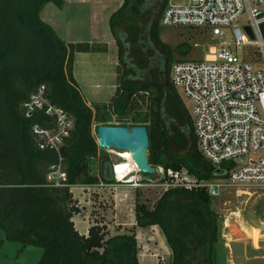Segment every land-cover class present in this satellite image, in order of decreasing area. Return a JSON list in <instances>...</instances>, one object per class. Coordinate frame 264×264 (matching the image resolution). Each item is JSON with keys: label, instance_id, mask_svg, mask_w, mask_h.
Masks as SVG:
<instances>
[{"label": "trees", "instance_id": "16d2710c", "mask_svg": "<svg viewBox=\"0 0 264 264\" xmlns=\"http://www.w3.org/2000/svg\"><path fill=\"white\" fill-rule=\"evenodd\" d=\"M49 3L63 8L64 2L0 0V229L23 247L40 248L38 264H140L134 228L109 236L98 223L88 235L80 234L73 216L81 209L71 188L52 186L47 175L62 158L67 185L115 184L108 157L99 163L97 174L91 164L104 152L95 131L101 125L115 126L117 115L122 122L131 121L121 126L147 127L151 165L187 168L204 179L224 176L199 153L188 110L169 81L172 52L159 35L169 0H123L109 22L118 49L117 89L109 101L90 105L74 78V60L76 53L98 52L97 45L67 44L42 20ZM185 47L179 53L187 55ZM41 86L49 102L73 123L61 155L41 150L43 140L33 131L35 125L56 128L55 118L45 111L28 118L23 109ZM146 94L149 107L144 112L140 102ZM5 119L14 125V136ZM212 199L205 190H171L153 210L137 201V226L161 228L172 264H218V216Z\"/></svg>", "mask_w": 264, "mask_h": 264}, {"label": "built area", "instance_id": "2783aa9c", "mask_svg": "<svg viewBox=\"0 0 264 264\" xmlns=\"http://www.w3.org/2000/svg\"><path fill=\"white\" fill-rule=\"evenodd\" d=\"M160 25L187 28L201 39L192 44L193 48H201L200 56L174 62L169 81L191 103L188 113L199 153L224 176L204 179L187 168L154 166L157 172L153 176L137 170L134 177L126 178L127 174H122L115 163V184L100 182L86 185L87 188L156 187L163 194L171 190H205L212 198L227 190L242 195L250 194L252 187L264 188V0H187L180 5L169 2ZM187 47L190 54L192 48ZM145 98V102H140L144 112L149 107V95ZM23 109L28 118L38 111L55 118L56 128L35 125L33 131L43 140L39 144L41 150H55L61 155L63 140L69 136L73 123L64 110L49 102L46 87L32 93ZM113 119L117 121L115 126L131 124L130 119L122 122L117 115ZM47 180L55 187H73L66 184L62 158L51 166Z\"/></svg>", "mask_w": 264, "mask_h": 264}, {"label": "rangeland", "instance_id": "374dc122", "mask_svg": "<svg viewBox=\"0 0 264 264\" xmlns=\"http://www.w3.org/2000/svg\"><path fill=\"white\" fill-rule=\"evenodd\" d=\"M169 2L171 5H180L187 3V0H169ZM237 34L241 37L240 31H237ZM159 35L172 52L170 59L171 64L198 54L200 56L201 48H193L192 44L194 42L200 43L201 39L196 38L198 35H194L191 30L160 25ZM82 38H85V36ZM182 45H187L192 48L190 54L193 51V55H186L184 52L179 53ZM96 47L98 52L93 53H105L103 52L104 49H108L107 44H97ZM187 48L188 47H185L184 50L186 51ZM117 51L118 49L115 46L109 54V61L108 64H106V75L97 74L95 77H90V80L86 77L87 73L93 71V68L97 66L93 61L94 59L90 60L89 58L86 59V61H80L79 69L83 73V83L86 86L82 94L88 102H107L111 99L112 88L117 84L118 63H114L117 61ZM85 90L87 91L85 92ZM177 93L186 109L191 112V103L186 95L181 90ZM116 122L117 121L114 119L112 120V124ZM4 124L6 129H9V135L14 136V125L7 121V119L4 120ZM103 151V154L91 164V172L93 174L98 173V165H100L99 163L103 161V159H106L105 157H108L112 164L122 162V160L128 159V157L133 159L132 154L129 152L118 150ZM176 153L178 156L182 154L179 152ZM99 189H101V187H92L89 190L87 186L82 183L71 188L74 195L80 199H77L78 204L80 201L82 202L79 204L81 209L79 214L81 216L78 217V220L83 221L85 217L87 218L89 216V228L99 223L101 226L106 227L109 236L119 235L122 233L119 227L112 225L111 228H108L105 224H114V216L110 210L113 208L111 204L113 203V199L111 195H108L103 201L100 200V197L103 195L98 193ZM162 195L163 191L156 187L140 188L136 192V205L138 201L146 204L149 209L153 210ZM87 202L91 203L88 204ZM82 205L89 206V208H86L87 211L89 209V214L84 212L85 208H82ZM136 205L133 208L135 212ZM212 208L218 216V264H264V217L261 215V213L264 212V188L252 187L250 188V194L242 195L236 193L235 190H227L220 197L212 199ZM241 213H243L244 221H241ZM78 227L82 230L83 224L79 222ZM157 227V235L162 236V239L166 241L163 231L159 226ZM127 231V234H129V230ZM135 234L137 235V233ZM140 241L142 243V237ZM148 243H152L153 246L144 249L142 245L141 249L139 247V253L140 251L146 250L148 255L156 256V259H158L156 264H172V251L167 241L165 245H167L166 249L169 250L170 256H167L164 248L158 245V238ZM41 254L42 250L38 247H23L20 243L7 239L4 231L0 229V264H38Z\"/></svg>", "mask_w": 264, "mask_h": 264}, {"label": "crops", "instance_id": "0c3cea01", "mask_svg": "<svg viewBox=\"0 0 264 264\" xmlns=\"http://www.w3.org/2000/svg\"><path fill=\"white\" fill-rule=\"evenodd\" d=\"M63 2V8H58L53 3L47 4L44 7L41 15L42 20L50 24L67 44L88 42L96 45L107 44L108 47V52L105 53L75 54L73 74L81 92H83L86 86L83 83V73L79 69V63L80 61H86V59L89 58L90 60L94 59L93 61L97 66L93 68V71L87 73L86 78H89V80L90 77H95L97 74L106 75V64H108L109 61V54L111 50L115 48V46L117 47L115 39L111 33L109 22L111 16L122 6L123 0H63ZM83 36H85V38H82ZM114 63H118V54L117 61ZM112 89L113 97L117 89V84ZM86 91L87 90H85V92ZM86 102L88 101L86 100ZM88 104H90V102H88ZM137 190L138 189H135L130 185H109L101 187V189L98 190V193L103 195L100 197V200L103 201L108 195H111L113 199V203H111L113 208L110 210L114 216V224H105L108 226V228H111L112 225L119 227L120 232H122L121 234L128 233L127 230L134 228L137 233L138 247H140V249L142 245L144 249L153 246L152 243L148 242H152V240H156V238H158V245L164 248L165 254H167V256H170L169 250L166 249V241L162 239V236L157 235V226H150L147 228H141L137 226L136 212L133 210L136 205ZM74 198L76 200L79 199L75 195ZM80 203L82 202L80 201L79 204ZM87 203L90 204L91 202ZM82 206V208H85L84 212L89 214V209L88 211L86 210V208H89V206ZM79 216L81 215L76 214L73 216L75 227L80 234L88 235L90 223L88 219L89 216L87 218L85 217L83 221L78 220ZM241 218V221H244L243 213H241ZM79 222L83 224L82 230L78 227ZM141 237L142 243L140 241ZM157 260L158 259H156V256L154 257L153 255H148L146 250L142 252L140 251L139 253L140 264H156L158 262Z\"/></svg>", "mask_w": 264, "mask_h": 264}, {"label": "water", "instance_id": "95a60500", "mask_svg": "<svg viewBox=\"0 0 264 264\" xmlns=\"http://www.w3.org/2000/svg\"><path fill=\"white\" fill-rule=\"evenodd\" d=\"M247 30L251 34L250 29ZM96 136L100 149L129 152L139 172L151 176L156 174L157 170L149 160L150 142L147 127L101 125L97 128ZM64 150L65 147L61 148L60 154H63ZM65 162L66 160H63V163Z\"/></svg>", "mask_w": 264, "mask_h": 264}, {"label": "bare ground", "instance_id": "6f19581e", "mask_svg": "<svg viewBox=\"0 0 264 264\" xmlns=\"http://www.w3.org/2000/svg\"><path fill=\"white\" fill-rule=\"evenodd\" d=\"M118 168L119 171H122V174H127L126 178H131L135 176V172L137 171V166L134 162V159L128 157V159L122 160V162H118ZM125 175H122L121 177H124ZM133 181V180H131Z\"/></svg>", "mask_w": 264, "mask_h": 264}]
</instances>
